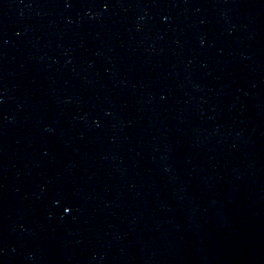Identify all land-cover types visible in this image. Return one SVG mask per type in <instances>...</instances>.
<instances>
[{
	"label": "water",
	"instance_id": "95a60500",
	"mask_svg": "<svg viewBox=\"0 0 264 264\" xmlns=\"http://www.w3.org/2000/svg\"><path fill=\"white\" fill-rule=\"evenodd\" d=\"M0 264H264V0H0Z\"/></svg>",
	"mask_w": 264,
	"mask_h": 264
}]
</instances>
